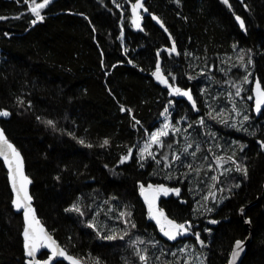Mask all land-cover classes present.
Returning a JSON list of instances; mask_svg holds the SVG:
<instances>
[{
	"label": "trees",
	"instance_id": "obj_1",
	"mask_svg": "<svg viewBox=\"0 0 264 264\" xmlns=\"http://www.w3.org/2000/svg\"><path fill=\"white\" fill-rule=\"evenodd\" d=\"M134 1L50 0L33 24L32 0H0V108L11 113L0 122L24 155L38 214L86 264H143L138 250L147 264H186L141 199V186L162 187L169 190L161 191L163 217L193 225L186 240L203 264H227L234 242L248 235L239 210L259 197L246 209L253 238L240 264H264V111L255 117L246 98L249 121L226 125L200 93L224 101L245 62L252 81L264 83V0H146L169 34L150 15L137 27ZM157 64L168 85L193 89L197 112L153 76ZM171 100L175 120L188 115L190 133L166 136L159 161L141 166L136 145ZM22 230L0 159V264H26ZM111 235L117 238H105Z\"/></svg>",
	"mask_w": 264,
	"mask_h": 264
},
{
	"label": "snow or ice",
	"instance_id": "obj_2",
	"mask_svg": "<svg viewBox=\"0 0 264 264\" xmlns=\"http://www.w3.org/2000/svg\"><path fill=\"white\" fill-rule=\"evenodd\" d=\"M28 0H25V3H27ZM179 2V0H177ZM225 3L228 2V0H224ZM50 3V0H43V3H36V0H32V5L31 6V11L35 15L36 19L32 21L33 24H35L37 21L43 20V16L40 14V9H43ZM143 8V3L141 0H136V3L132 5V11L135 19L133 20V23L136 24L137 27H139V20L140 16L138 14V9ZM144 11H147V9H144ZM153 19H157L156 17H153ZM237 20L240 22V27L244 28V22L243 20L240 19V17H237ZM163 27V25H161ZM166 30V29H165ZM172 52H175V45L173 44ZM153 76H155L161 83H164L168 85V80L166 77H164L161 74V68L160 65L157 64L156 66V71L153 73ZM173 79H175L173 77ZM245 82H247V77H245ZM171 88V93L170 94H175L178 96H185L189 100H192V96L189 91H182L178 87H172L171 85H168ZM240 94V90L237 89L236 95ZM251 98V97H250ZM264 105V90L261 89V85L259 81L256 83V111L260 112L261 111V106ZM193 107H195V103L193 102ZM123 110V109H122ZM167 111V109H165ZM9 113L6 111H0V116H8ZM245 120L248 119L247 116L244 117ZM46 123L50 126L53 125V121L49 120L46 121ZM139 123V122H137ZM203 123V121H201ZM169 128L168 124H165L164 127L150 135V140L149 144H146L144 151H148V148L151 144H161V137H165L169 135V132L167 129ZM80 143H83V141H80ZM108 141H104V145H107ZM90 147V145H89ZM131 154V150L129 152V155ZM149 155H152L151 152H149ZM0 157H3L4 162L7 164L9 170H10V177L12 181V188L13 191L16 194V199L13 201L15 208L19 211L23 209L25 221H26V227L23 232L24 236V248L26 251V255L28 257H34L36 252L38 251L39 247H41V241L43 240H48L50 241L51 238L48 237L46 234L43 233V229H40L39 231L36 230V228L33 227V225L38 224V221L35 220V215H34V210L31 208V197L27 193V185L30 183L28 178L24 175L23 172V160L20 156V153L7 141V139L4 137L3 131L0 130ZM129 157H124V159L121 161L123 163L125 160H127ZM141 158H143V153H141ZM178 158V157H177ZM238 171H241V169L238 167ZM244 175H247V170H243ZM215 179V177H213ZM238 186V185H237ZM142 187V194L143 192V186ZM149 189H151L154 193L158 192H164L166 195L168 193V189L165 188H157V189H152V186H149ZM175 192L177 194L179 193V189H175ZM145 199L148 200L149 202V209L150 212L153 210V200L155 199V196H153L152 200L148 199V196L145 195ZM70 211H76L79 212L80 209L78 206L73 205ZM121 215H125V213H121ZM128 216L131 215V213H127ZM160 217H163V213H155L153 215V218L157 220V223H161ZM164 221L167 225V230H165L164 224L161 225V231L164 232V235L167 236L170 240H175L177 236L183 235L188 231V228H186L185 224H177L172 220H168L166 217H163ZM212 223H216V221H211ZM89 227H95L94 225H89ZM132 227H135L133 224ZM106 239L112 240L116 239V235H111L105 237ZM123 239V237H120ZM196 238L199 241V234H196ZM142 243V242H141ZM201 244H203V241H200ZM243 241H236L235 242V247L232 251V260L229 262V264H235L236 259L240 256V253L243 251ZM45 247H51L52 248V255L49 257L48 261H45L44 264H50L51 260L54 257H64L65 259L69 260L71 264H80V262L76 259H74L71 256H68L63 249H60L58 246H54V242L51 244H45ZM137 255L139 257V260L143 262V264H147L148 257L146 255H143L140 253V251H137ZM28 264H32V261L29 260ZM37 264L39 262L37 261ZM96 264H99V260L97 259Z\"/></svg>",
	"mask_w": 264,
	"mask_h": 264
},
{
	"label": "rangeland",
	"instance_id": "obj_3",
	"mask_svg": "<svg viewBox=\"0 0 264 264\" xmlns=\"http://www.w3.org/2000/svg\"><path fill=\"white\" fill-rule=\"evenodd\" d=\"M113 1L115 2L117 6H119V4L116 3V0H113ZM38 3H41V2H38ZM123 13H124V10H123ZM122 39H124L123 36H122ZM240 59L244 60V58H240ZM243 68L246 70L242 72L241 80L237 88L240 90L239 95H236L237 89L234 92L228 91L222 94L223 95L222 98L224 99V101H216L215 99L219 96V93H216L213 97H204L206 91L204 90L203 87L200 90L202 97L204 99H207L206 101H208V102H203V105H205V107H207V109L209 110L207 112H210V114H212L213 117L214 116L219 117V121H221L223 124H226V125L240 127L244 125L245 123H247L250 119L249 114H248L249 111L247 110V106L245 105V103L247 102V99H250L251 101L253 100L252 91L250 94H245L244 92L246 90L245 85L249 84L250 85L249 88H251L253 81L250 78L249 67H248L247 62L244 63ZM161 74L164 77H166L164 73H162V71H161ZM245 77H247V82H245ZM176 87L180 89L182 88L179 86H176ZM173 95L178 97V95H175V94ZM243 98L244 100H242ZM174 107H175V100L169 101L162 111L161 118L158 124L152 130L146 129L142 137L138 141L136 148H135V156L141 166H143L147 158H150L155 161L156 160L159 161L158 153L163 145V140L166 136L161 137L162 145L161 144H151L148 148V151H144V149H145L146 144H149L150 135L152 133H155L161 130L165 124L169 125V128L167 129V131L169 132V135L174 134V133L177 134L180 132H185L187 130L190 133L188 127H190L191 124H190V121H189L190 119L188 115L177 117L175 120L173 117V112L175 110ZM165 109H167V111H165ZM245 116L248 117L247 120L244 119ZM189 144L190 143L186 140V144L184 147L185 150L190 149ZM149 152H151L152 155H149ZM141 153H143V158H141ZM204 169L209 171V168H204ZM213 177H215V179H212L211 184L216 183L219 179L217 174H214ZM206 197L208 198L209 195H206ZM187 228H188V231L186 233L191 234L192 232L191 229L193 228V225ZM165 230H166V227H165ZM186 236L187 235H183L182 237L177 236V238L173 240V242L176 243V249L172 251V253H175L178 251L181 253H184L186 264H203L204 256L197 248L195 249L194 246L190 245L187 242ZM181 242H182V245L177 246V244ZM141 254L146 255L143 250L141 251Z\"/></svg>",
	"mask_w": 264,
	"mask_h": 264
},
{
	"label": "water",
	"instance_id": "obj_4",
	"mask_svg": "<svg viewBox=\"0 0 264 264\" xmlns=\"http://www.w3.org/2000/svg\"><path fill=\"white\" fill-rule=\"evenodd\" d=\"M141 2L143 3V8L142 9H138V14L139 16L141 17L140 20H139V24L142 22V12L144 11V9H146L145 7V2L146 0H141ZM136 3V1H135ZM134 3V4H135ZM132 14H133V11H132ZM134 16V15H133ZM156 17L157 19H154V22L166 33V34H169V30L167 28V26L164 24V22L162 21L161 18L157 17V16H154ZM237 17H240L241 20L242 17L240 15H236L235 16V19H236V22L239 24L240 26V22L239 20H237ZM135 18V17H134ZM244 22V20H243ZM163 25V27L161 26ZM244 26H245V23H244ZM166 29V30H165ZM257 81H259L260 85H261V89L264 90V83L259 79L258 76H255L254 77V80L252 82V85H251V91H252V96H253V101H252V110H253V113L255 115V117L259 118L262 114V112L264 111V105L261 106V111L260 112H257L256 111V83ZM182 91H189L191 96H192V100H189L187 97L185 96H179L181 99H184L186 102H188V104L190 105V107L194 110V111H198L199 110V104H198V101L196 100V97H195V94L193 92V89L191 87H185V88H182L181 89ZM193 102L195 103V107H193ZM0 111H6L9 113L8 116H0V119H9L10 116H11V113L8 109H2L0 108ZM0 130L3 131V134H4V137L7 139V141L20 153V156L23 160V172H24V175L28 178V180L30 181V183L27 185V193L28 195L31 197V208L34 210V215H35V220L38 221V224H35L33 225L34 228H36L37 231H39L40 229H43V233L46 234L48 237L51 238L50 241L48 240H43L41 241V247H39L38 251L36 252L35 256L34 257H28L26 255V251H25V257H26V264H28V261L31 260L32 261V264H37V261L39 262V264H44L45 261H48L49 260V257L52 255V248L51 247H45L44 245L45 244H51L52 242H54V246H58L60 249H63L64 252L68 255V256H71L73 257L74 259L78 260L80 262V264H86L83 260H81L80 258L70 254L68 252V250L60 243V241L55 237V235L48 229V227L44 224V222L42 221L41 217L39 216L38 214V211H37V208H36V205L34 204V197L32 195V192H31V185H32V179L31 177L28 175L27 173V170H26V162H25V158H24V155L22 154V152L17 148V145L9 139L4 127L2 126L1 122H0ZM263 150H264V145H263ZM0 159L3 161L4 163V166L5 168L7 169V176H8V181H9V184H10V188H11V191H12V204H13V207L15 209L16 212L18 213H21L22 216H23V230H22V237H23V245H24V236H23V232H24V229L25 227L27 226L26 225V221H25V217H24V213H23V209L21 210H17L14 206V203L13 201L16 199V194L15 192L13 191V188H12V181H11V177H10V170L7 166V164L4 162V159L3 157H0ZM158 187L157 186H152V189H157ZM143 192L144 194H142V190H141V199L146 202L148 205H149V202L148 200L145 199V195L148 196V199L149 200H152L153 196H155V199L153 200V210L152 212H150V217L153 221L157 222L156 219L153 218V215L155 213H159L161 212V210L159 209V202H160V199H161V192H158V193H154L151 189H149V186L148 187H145L143 188ZM259 200V197L253 201H251L250 203H248L247 205H244L240 208L239 210V214H240V217L244 220V223H245V226L246 228L248 229V235L244 238V239H237L236 241H243V251L240 253V256L236 259L235 261V264H240L246 254V251H247V247H248V244L252 241V238H253V226H252V223H251V220L250 218H247L245 217L246 215V209L250 206H252L253 204H255L257 201ZM161 219V222L163 221V217H160ZM160 224V223H159ZM235 241V242H236ZM235 242L232 246V249H231V252H230V255H229V259L227 261V264H229V262L232 260V251L235 247ZM25 250V248H24ZM42 250H46L48 252V255L45 257V258H42L40 257V254L42 252ZM58 261H64L66 262L67 264H71V262L67 259H65L64 257H54L50 264H56V262Z\"/></svg>",
	"mask_w": 264,
	"mask_h": 264
},
{
	"label": "flooded vegetation",
	"instance_id": "obj_5",
	"mask_svg": "<svg viewBox=\"0 0 264 264\" xmlns=\"http://www.w3.org/2000/svg\"><path fill=\"white\" fill-rule=\"evenodd\" d=\"M135 1H136V0H135ZM135 1L132 3V5L135 3ZM132 5H131V14H132ZM145 7H146V6H145ZM146 9H147V8H146ZM145 15H150V16L152 17V19H153V17L155 16V15H152V14H151L150 12H148V11H143V12H142V22H143V18H144ZM132 16H133V14H132ZM133 19H135L134 16H133ZM153 21H154V19H153ZM142 22H141V23H142ZM141 23H140V24H141ZM196 100H197V98H196ZM195 112H197V111H195ZM162 224H164V226L167 228V225H166V223H165L164 220L160 223V225H162ZM185 226H186V228H187V227H191L192 225H188V226L185 225ZM183 235H188V234H187V233H184ZM183 235H179L178 237H182Z\"/></svg>",
	"mask_w": 264,
	"mask_h": 264
},
{
	"label": "bare ground",
	"instance_id": "obj_6",
	"mask_svg": "<svg viewBox=\"0 0 264 264\" xmlns=\"http://www.w3.org/2000/svg\"><path fill=\"white\" fill-rule=\"evenodd\" d=\"M218 59H219V58H218ZM208 62H209V61H208ZM210 62H211V61H210ZM187 72H188V71H187ZM187 72H186V73H187ZM188 74H189V73H188ZM188 78H189V77H188ZM188 80H189V79H188ZM188 80H187V81H188ZM183 88H185V86H184ZM181 89H182V88H181ZM195 97H196V95H195ZM179 98H180V97H179ZM252 101H253V100H252ZM250 103H251V102H250ZM251 104H252V103H251ZM251 108H252V107H251ZM252 111H253V110H252ZM216 206H217V204H216ZM214 207H215V206H214ZM155 239H156V238H155ZM163 242H164V241H163ZM167 244H168V243H167ZM168 247H169V246H168ZM167 261H168V260H167Z\"/></svg>",
	"mask_w": 264,
	"mask_h": 264
}]
</instances>
